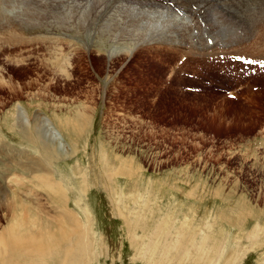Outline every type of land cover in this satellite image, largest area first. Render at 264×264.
Masks as SVG:
<instances>
[{"label": "rangeland", "instance_id": "374dc122", "mask_svg": "<svg viewBox=\"0 0 264 264\" xmlns=\"http://www.w3.org/2000/svg\"><path fill=\"white\" fill-rule=\"evenodd\" d=\"M132 1L0 3V264H65L83 230L69 214L60 231L26 165L69 188L88 227L77 263L264 264V78L224 82L236 53L264 59V0ZM217 29L231 48L208 45ZM43 116L66 154L41 138Z\"/></svg>", "mask_w": 264, "mask_h": 264}, {"label": "bare ground", "instance_id": "6f19581e", "mask_svg": "<svg viewBox=\"0 0 264 264\" xmlns=\"http://www.w3.org/2000/svg\"><path fill=\"white\" fill-rule=\"evenodd\" d=\"M88 1V0H87ZM113 1V0H112ZM135 1V0H134ZM134 1H132V2H134ZM138 1H140V0H138ZM141 1H143V2H145V1H148V0H141ZM59 2V1H58ZM115 2H116V0H115ZM118 2V1H117ZM129 2H130V0H129ZM170 2V1H169ZM210 2V1H209ZM84 3V2H83ZM150 3V2H149ZM107 4V3H106ZM136 4V3H135ZM139 4V3H138ZM140 4H143V3H140ZM105 5V4H104ZM103 5V6H104ZM149 5V4H148ZM236 5V4H235ZM35 6V5H34ZM231 6V5H230ZM17 7V6H16ZM91 7V6H90ZM102 7V6H101ZM108 7V6H107ZM110 7V6H109ZM64 8V7H63ZM100 7H96V10H97V12L96 13H100V11H102L103 9L102 8H100ZM125 8V7H124ZM14 9V8H13ZM79 9V8H78ZM95 9V8H94ZM186 9V8H185ZM76 10V9H75ZM12 11V10H11ZM0 12H1V9H0ZM124 12V11H123ZM25 13V12H24ZM113 13V12H112ZM166 13V12H165ZM1 14H2V12H1ZM0 14V15H1ZM44 14V13H43ZM64 14V13H63ZM70 14V13H69ZM237 14V13H236ZM27 15V14H26ZM84 15V14H83ZM145 15V14H144ZM113 17V16H112ZM32 18V17H31ZM43 18V17H42ZM78 18V17H77ZM115 18V17H114ZM145 18V17H144ZM21 19V18H20ZM28 20V19H27ZM32 20V19H31ZM81 20V19H80ZM52 21H54V20H52ZM143 21V20H142ZM68 22V21H67ZM121 22V21H120ZM134 22V21H133ZM137 22V21H136ZM145 22V21H144ZM151 22H149V24H150ZM162 23V22H161ZM137 24V23H136ZM148 24V25H149ZM163 24V23H162ZM96 25V24H95ZM130 25V24H129ZM38 26V25H37ZM75 26V25H74ZM147 26V25H146ZM72 27V26H71ZM171 27V26H170ZM77 28V27H76ZM92 28V27H91ZM134 28V27H133ZM139 28H141V27H139ZM67 29V28H66ZM93 29V28H92ZM130 29V28H129ZM147 29V28H146ZM149 29V32H150V34H151V32H156L157 30H161V32L160 33H165V32H167L168 31V25L167 24H164L163 25V28H161V29H159L157 26H156V24L154 25V24H151L150 25V27L148 28ZM97 30V29H96ZM107 30V29H106ZM106 30H103V31H106ZM141 30V29H140ZM93 31V30H92ZM145 31H147V30H145ZM100 32H102L101 30H100ZM157 33H159V32H157ZM173 33V32H172ZM45 34V33H44ZM47 34H49V33H47ZM167 34V33H166ZM140 35V34H139ZM16 36V35H15ZM101 36V35H100ZM172 36V35H171ZM38 37V36H37ZM47 37V36H46ZM51 37V36H50ZM64 37V36H63ZM12 38V37H11ZM26 38H28V37H26ZM48 38V37H47ZM54 38V37H53ZM59 38H61V37H59ZM100 38H102V37H100ZM105 38V37H104ZM50 39V38H49ZM54 39H56V38H54ZM169 39V38H168ZM19 40V39H18ZM59 40V39H58ZM61 40V39H60ZM56 41H57V39H56ZM97 41V40H96ZM12 42V41H11ZM60 42V41H59ZM14 43V42H13ZM56 43V42H55ZM15 44V43H14ZM99 44V43H98ZM135 45V44H134ZM139 46H140V44H139ZM137 47V46H136ZM115 48V47H114ZM261 48V47H260ZM134 49H128V50H125L126 52H132ZM108 51V58L109 59H111L114 55H115V53L116 52H119V51H117L116 49H111V50H107ZM122 51V50H121ZM124 51V50H123ZM121 53V52H120ZM252 56V55H251ZM254 57V56H253ZM67 58V57H66ZM68 58H69V56H68ZM71 59V58H70ZM60 61V60H59ZM66 61H69V59H67ZM57 63H59V62H57ZM64 63H65V61H64ZM63 63V64H64ZM16 64V63H15ZM67 64H69V63H67ZM70 67V66H69ZM62 69V68H61ZM17 110H18V117H19V121L22 123V124H25L26 126L25 127H27V126H30L31 125V118H30V116H29V113H28V111H27V109H25L23 106H21V105H18L17 106ZM39 126V125H38ZM30 128V127H29ZM41 129V133H40V135H41V138L42 137H44V139L47 141V143H49V144H52V145H50V146H52V147H54L53 145L55 144V147H56V149H57V151L59 152V150H61L62 151V154H66L67 152H68V143H67V141H65V139L63 138V131H61V129L59 128V125L57 124V123H55V122H53V120L50 118V117H48V116H43L42 117V119L40 120V128H39V130ZM27 130V129H26ZM43 139V138H42ZM44 140V141H45ZM49 146V149L47 148V147H45L48 151H49V153L50 154H48V155H46L47 156V158H50L52 155H53V153L50 151V149L52 148V147H50ZM31 157V156H30ZM30 157H28V160L31 162V161H34L33 159H31ZM41 160V159H40ZM37 161V160H36ZM30 164V163H29ZM48 166V165H47ZM51 166H53V165H51ZM31 168H34V169H36V170H33V169H31ZM43 168H46V169H49V168H47V167H45V166H41L40 168H39V165H26V170H30V171H33V172H35L36 174H35V176L37 177V179L39 180V179H41L40 180V184H41V188H46V189H49L48 191H49V193H50V198H52L53 199V203L54 202H56L57 203V205L60 207V209L62 210L59 214H60V219H55V218H57V214L56 215H54V218H53V220L55 221V222H57V225H59V224H62V227H61V229H60V231L62 232V231H64L65 229H63L64 227H66V231L65 232H67L68 230H67V228H68V224H67V215H71L72 216V218H69V219H73V220H71V221H74L75 223H72V224H76V226H79V227H81V228H83V230H85L86 231V233L82 230L81 231V233H80V235L79 236H77V237H79V238H77V239H79V241H77V243H75L76 245L73 247L74 248V250L72 251V250H70V252H68V250H67V252L68 253H66L65 255H64V257H63V259L65 260H67L66 262H65V264H76L77 263V261H78V257H80L81 256V253H80V251H82V249H83V239L84 238H87V233H88V227H86L85 225H82V224H80V225H78L79 224V222H77V220H78V218L76 217L75 218V216H76V214L75 213H73L70 209H69V206H68V203H69V196L67 195L68 194V191H69V188L67 187V186H65V184L64 185H62V181H60V180H58V179H56V176H54L55 174H54V172L53 171H51V170H48V171H43ZM54 168V167H53ZM39 169H42V170H39ZM35 178V177H34ZM35 185L37 186V188L36 189H38V186H39V182H37V184L35 183ZM34 189V188H33ZM41 195V194H40ZM35 197V196H34ZM57 198H59V199H57ZM55 199V200H54ZM41 200V199H40ZM60 200V201H59ZM18 201V200H17ZM38 201H39V199H38ZM37 201V202H38ZM40 202V201H39ZM38 202V203H39ZM17 204H21L22 206H23V208H24V210H22V212L23 211H25L24 212V214H26V212H29L30 210V208H31V206L29 205V204H27V203H25V202H16ZM38 205H41L40 207H42V209H43V211H45V209L43 208V204H41V202H40V204H38ZM44 205H45V203H44ZM46 207V206H45ZM32 209V208H31ZM37 209V208H36ZM41 209V210H42ZM26 210H29V211H26ZM40 211V210H39ZM36 212V211H35ZM38 212V211H37ZM41 212V211H40ZM74 215V216H73ZM49 218V217H48ZM25 219V218H24ZM76 219V220H75ZM70 221V220H69ZM72 224H70V225H72ZM68 225V226H67ZM78 227V228H79ZM34 228V227H33ZM37 229V228H36ZM75 228H73V230H74ZM76 230H79L80 231V229H76ZM75 230V231H76ZM78 231V232H79ZM69 232H70V230H69ZM73 234H75V232L73 231L72 232ZM73 234H71V235H73ZM77 234V233H76ZM57 235V234H56ZM67 235V234H66ZM67 236H70V235H67ZM17 237V236H16ZM64 237V236H63ZM59 238V237H58ZM30 239V238H29ZM44 239V238H43ZM57 239V238H56ZM80 239H82V240H80ZM15 240V239H14ZM70 240V239H69ZM6 241H7V239H6ZM18 241H20V240H18ZM17 241V242H18ZM26 239L23 241V242H21V243H25L26 244ZM45 241V240H44ZM62 241V240H61ZM81 241V242H80ZM86 241H87V239H86ZM203 241V240H202ZM4 243H5V241H3ZM88 242V241H87ZM84 243L86 244V242L84 241ZM12 244V243H11ZM22 244V245H23ZM29 244V243H28ZM68 244V243H67ZM70 244H72V243H70ZM88 244V243H87ZM15 245V244H14ZM18 245V244H17ZM56 245H59V243H56L54 246L56 247ZM66 245V244H65ZM69 245V244H68ZM89 245V244H88ZM87 245V246H88ZM9 246H10V243H9ZM20 246V245H19ZM54 246H52V247H54ZM67 246V245H66ZM65 246V247H66ZM86 246V245H85ZM91 246V245H90ZM6 247V249H8V246H5ZM23 247H25V246H23ZM28 247V246H27ZM48 247V246H47ZM52 247H48L49 248V251L50 250H53V249H51ZM59 247L60 246H57V249L56 250H58L59 249ZM89 247V246H88ZM1 248H2V246H1ZM0 248V249H1ZM39 248V249H38ZM61 248V247H60ZM72 248V247H71ZM70 248V249H71ZM86 248V247H85ZM180 248V247H179ZM6 249H4V250H6ZM11 249V248H10ZM14 249V248H13ZM23 249V248H22ZM27 249V248H26ZM25 249V250H26ZM87 249V248H86ZM86 249H85V251H86ZM28 250V249H27ZM87 250H89V249H87ZM40 251H45V248H44V246L43 245H37V249H36V251L35 252H40ZM60 251V250H59ZM62 251V250H61ZM16 252V251H15ZM32 252H34V251H32ZM42 252V253H43ZM3 253H7V252H3ZM9 253V252H8ZM10 253H14V252H11L10 251ZM42 253H39V254H42ZM46 253H50V252H48V250L46 251ZM51 253H55L54 251H52ZM63 253H64V251H63ZM24 254V253H23ZM22 254V255H23ZM38 254V255H39ZM86 254V253H85ZM7 255V254H6ZM43 255V254H42ZM37 256V255H36ZM49 256V255H48ZM4 257V256H3ZM39 257V256H38ZM36 260V259H35ZM81 260H83L82 258H81ZM1 262V261H0ZM82 263L84 262V261H81ZM2 263V262H1ZM77 264H80V263H77Z\"/></svg>", "mask_w": 264, "mask_h": 264}, {"label": "crops", "instance_id": "0c3cea01", "mask_svg": "<svg viewBox=\"0 0 264 264\" xmlns=\"http://www.w3.org/2000/svg\"><path fill=\"white\" fill-rule=\"evenodd\" d=\"M62 130V129H61Z\"/></svg>", "mask_w": 264, "mask_h": 264}]
</instances>
